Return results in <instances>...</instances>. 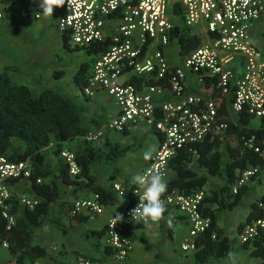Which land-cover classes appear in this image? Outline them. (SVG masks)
Wrapping results in <instances>:
<instances>
[{"label": "built area", "instance_id": "2783aa9c", "mask_svg": "<svg viewBox=\"0 0 264 264\" xmlns=\"http://www.w3.org/2000/svg\"><path fill=\"white\" fill-rule=\"evenodd\" d=\"M5 2L0 0V5ZM171 14L182 19L183 27L203 35L202 44L174 67L168 63L164 52L166 46L178 44ZM2 17L0 11V19ZM261 17H264V0H67L57 26L67 30L70 42L79 47L110 40L109 46L96 56L88 71L83 94L93 98L98 92L105 91L113 97L117 112L107 123L110 129L125 132L139 123H146L163 135L142 173L160 169L168 181L170 161L179 149L189 146L198 156L194 144L203 142L210 133H222L228 127L213 97L187 91L189 73L196 76L198 84L204 83L206 77H216L221 95L233 94L231 112L235 118L238 119L243 111L257 118L264 117V53L251 35L252 26ZM235 62L241 64V75ZM127 72L140 77L169 76L173 97L162 99L166 90L162 84L137 88L124 78ZM103 136L104 131L98 129L89 131L85 138L96 142ZM246 144L254 146L264 160V135H253ZM61 157L71 176L81 172L74 150L62 149ZM259 171L258 166L249 167L242 172L237 184L247 183ZM30 173L29 161L17 162L0 156V206L9 227L17 216L11 214V204L6 201L17 200L33 207L37 200L27 194L14 197L8 181L13 177H28ZM111 185L118 194L131 193L134 197L123 209L124 216L132 223L146 224L130 215L144 190L136 185L126 186L115 179ZM204 196L203 190L183 193L177 187H168L163 196L166 206L177 208L189 224V232L181 243L185 252L197 249L196 238L209 226L210 219L200 210ZM121 206V203L117 204L118 208ZM81 212H86L89 219L103 214L104 203L99 194L74 199L72 214ZM115 217L112 215L107 219L104 233L105 245L111 250V261L84 257L72 264H128L134 242L127 235L124 222L116 223ZM263 231L264 215L247 222L239 240L250 242ZM3 246L8 247V244L5 242ZM34 264L48 263L37 259Z\"/></svg>", "mask_w": 264, "mask_h": 264}, {"label": "crops", "instance_id": "0c3cea01", "mask_svg": "<svg viewBox=\"0 0 264 264\" xmlns=\"http://www.w3.org/2000/svg\"><path fill=\"white\" fill-rule=\"evenodd\" d=\"M39 3L40 0H6L3 5H0V11L3 12V17L0 19V51L2 49L10 53L17 51L19 59H23L25 62V68L32 69L30 80L19 83L27 84L31 88L37 86L38 92L44 88H52L68 96L78 106L83 123L90 128V131L98 129L104 131V136L96 143L101 144L105 138H109L113 143L120 146H131L132 149L115 163V172L112 171L109 162L103 160L94 167L98 182L109 189L108 201L104 203V213L97 215L94 219L87 217L85 221H79L73 216L72 211H69V205L71 202L73 203L74 195L71 188L60 181L63 188L62 198L53 206L50 217L46 218L41 226L33 230L36 242L47 251L45 257L38 259L48 264H72L84 257L110 262L111 250L105 245L104 239L105 224L110 216L122 214L126 233L134 242V249L128 264H198L195 254L197 249L188 252L181 249V243L189 232V224L177 208L167 207V214L159 223L135 224L124 216L123 209L131 203L134 197L131 193L128 195L118 194L111 185L112 180H118L126 186L135 185L132 182V177L142 173L149 165L163 135L153 130L146 123H139L125 132L113 131L108 127V121L117 112L113 97L105 91H101L95 97L88 98L83 94V87L75 79L81 65L89 63L92 56L85 48H75L76 45L71 42L70 48L64 46L63 30L57 26L64 6L55 8L53 17H48L42 14ZM172 18L177 20L176 24L183 27V21L180 17L173 16ZM195 31L193 33L191 29L192 34H197ZM198 35L203 38L202 34ZM251 35L259 49L264 53V17L254 23L251 28ZM164 52L172 67L179 65L186 56L180 54L178 44L166 46ZM7 65L15 67V65ZM234 66L237 68L238 74L241 75L240 71H243L241 64L235 62ZM91 67L92 65L88 68L87 73ZM54 71H62L64 75L57 77L54 75ZM14 72H18V70ZM133 76L137 75L127 72L124 78L129 81ZM205 79H207V83L198 84L196 76L189 73L187 91L190 93L200 92L213 97L217 101L218 107L225 103L231 120L237 123L238 119L231 112L233 94L221 95L216 77H206ZM165 86V95L162 99H171L173 95L169 89V84ZM223 115L224 113H220L221 118L225 120ZM254 119H259V123L255 124L252 121L251 124L258 126L261 118L255 117ZM224 132L210 133L207 137L210 136L211 140L215 136L223 139ZM229 140L231 143L234 142L232 136L229 137ZM75 141L66 142L65 147L75 150L73 147L76 144ZM44 152L47 161L55 165L57 158L53 154V146L47 147ZM145 152L151 153L149 159L144 158ZM199 156V152L198 156L193 155V161L189 164L193 171L199 175L207 176V183L199 190L206 193L222 186L226 180L225 172L222 171L216 175L211 174L207 168L200 166ZM168 174L169 181L176 176V170L170 167ZM244 185L249 190L248 195L244 196L242 203L234 209L222 212L218 224L223 228L225 234L233 240L232 252L237 254L236 261L238 264H263L261 257L251 254L253 240L246 244L242 243L239 240V234L247 223L249 215L251 214L252 217L256 212L254 211L255 205L260 203L264 195V168ZM10 186L14 197H19L21 194L28 195L25 192V184L13 183ZM20 186H24V189ZM92 194L93 192L84 191L77 196V199L92 196ZM118 203H121V208L117 207ZM81 213L82 216H87L86 212ZM161 223L167 225V228H162ZM10 258L11 254L8 248L2 246L0 248V264H7ZM208 264H230L229 257H223L219 261H211Z\"/></svg>", "mask_w": 264, "mask_h": 264}, {"label": "trees", "instance_id": "16d2710c", "mask_svg": "<svg viewBox=\"0 0 264 264\" xmlns=\"http://www.w3.org/2000/svg\"><path fill=\"white\" fill-rule=\"evenodd\" d=\"M173 33L178 36L181 55H188L203 42L201 35L192 34L191 29L179 24H176ZM63 41L64 46L70 48L67 30L63 31ZM109 44L110 40L107 39L87 47L75 46L85 48L92 56L91 61L83 63L75 75L76 82L81 87L86 83L88 68ZM15 70L18 69L7 65L0 71V156L12 161L30 162L31 173L28 177H13L8 183L25 184V192L29 196L32 195L37 203L29 207L17 200L6 201L11 204V214L17 216L15 223L10 227L2 215L0 206V248L5 242L8 244L11 258L7 264H34L38 258L45 257L47 251L36 242L33 230L50 217L53 206L62 198L63 188L60 181L71 188L75 199L81 192L89 191L99 194L100 201L105 203L108 201L109 189L98 182L94 167L103 160L109 162L112 171L115 172V163L132 147L120 146L109 138H105L101 144L86 139L90 128L84 125L80 110L71 98L52 88L35 92L29 85L13 80L10 73ZM54 75L61 77L64 72L54 71ZM128 82L137 88L150 84L165 86L169 84V76H133ZM204 82L207 83V79H204ZM219 111L224 113L223 118L229 122L223 139L215 136L211 140L209 136L203 142L193 145L200 154L198 158L200 166L207 168L213 175L222 171L226 174L224 184L210 192L207 191L200 204V210L210 219V223L205 232L196 238L195 254L198 264L219 261L223 257H228L229 251H233V240L218 224L219 216L222 212L240 205L244 196L248 195L246 185H236L242 172L250 166H258L260 171L264 168V160L255 151V147L246 144L253 135L258 137L264 135V117L260 119L258 126H253L251 122L255 117L247 111H243L237 123L231 120L225 103L219 105ZM231 136L234 140L232 143L229 140ZM74 140L78 141L74 152L81 172L73 177L61 157V151L66 148V142ZM50 146H53V154L57 158L55 165L47 161L44 152ZM193 155L190 147L185 146L171 159L170 167L176 170V176L168 181L169 188L177 187L183 193H194L207 183L206 175H199L189 167ZM235 185L236 190L233 189ZM72 209L71 202L69 211ZM254 211L256 212L252 217L249 215L247 222L264 214V195L260 203L255 205ZM82 215L77 213L73 216L79 221H85L87 216ZM161 226L167 228L165 224ZM252 245L251 254L261 257L264 264V231L260 237L252 241Z\"/></svg>", "mask_w": 264, "mask_h": 264}, {"label": "clouds", "instance_id": "9594fccd", "mask_svg": "<svg viewBox=\"0 0 264 264\" xmlns=\"http://www.w3.org/2000/svg\"><path fill=\"white\" fill-rule=\"evenodd\" d=\"M66 3L67 0H40L39 7L44 16L53 17L54 9L64 6ZM150 157V152L144 153L145 159ZM132 182L144 191L143 195L139 197L138 206L130 211V215L133 218L143 220L146 224L149 222L159 223L164 219V214L167 211V206L163 199L168 189L165 172L160 169H154L150 172L138 173L132 177ZM114 220L116 223L122 221V214H117ZM168 222L170 223V220ZM236 256V253L229 251L230 264H238Z\"/></svg>", "mask_w": 264, "mask_h": 264}, {"label": "rangeland", "instance_id": "374dc122", "mask_svg": "<svg viewBox=\"0 0 264 264\" xmlns=\"http://www.w3.org/2000/svg\"><path fill=\"white\" fill-rule=\"evenodd\" d=\"M170 17L172 18L173 15L171 14ZM179 20V19H178ZM172 21L176 24L177 20L172 18ZM7 64L10 65H15V67L18 69V72H14L12 71L10 74L12 76V78L16 81V82H27L28 80H30V75L32 74V69H27L25 68V62L19 59V53L17 51L14 52H9V51H5L4 49H2V51H0V71L3 70V67ZM242 70V67H241ZM242 72V71H240ZM38 82V81H37ZM39 82H41L39 80ZM33 90L36 92L39 91V88L37 86L33 87ZM253 122L255 124L259 123V119H253ZM113 130V129H112ZM115 131V130H113ZM80 141V140H79ZM75 143L77 144L78 141L76 140ZM75 144V145H76ZM73 145V144H72ZM75 145H73V147H75ZM55 158V157H54ZM22 189H24V186H20ZM8 248V247H6Z\"/></svg>", "mask_w": 264, "mask_h": 264}]
</instances>
